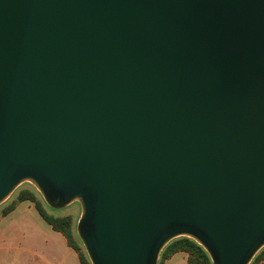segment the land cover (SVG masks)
<instances>
[{
  "label": "water",
  "instance_id": "95a60500",
  "mask_svg": "<svg viewBox=\"0 0 264 264\" xmlns=\"http://www.w3.org/2000/svg\"><path fill=\"white\" fill-rule=\"evenodd\" d=\"M79 200L94 264L264 247V0H0V204Z\"/></svg>",
  "mask_w": 264,
  "mask_h": 264
},
{
  "label": "crops",
  "instance_id": "0c3cea01",
  "mask_svg": "<svg viewBox=\"0 0 264 264\" xmlns=\"http://www.w3.org/2000/svg\"><path fill=\"white\" fill-rule=\"evenodd\" d=\"M0 264H81L66 239L47 224L34 206L23 202L0 219ZM165 264H190L180 252ZM264 264V263H263Z\"/></svg>",
  "mask_w": 264,
  "mask_h": 264
},
{
  "label": "trees",
  "instance_id": "16d2710c",
  "mask_svg": "<svg viewBox=\"0 0 264 264\" xmlns=\"http://www.w3.org/2000/svg\"><path fill=\"white\" fill-rule=\"evenodd\" d=\"M18 203L31 202L39 212L42 219L49 224L55 232L62 234L67 240L69 247L75 250L78 255L81 264H90L86 257L82 254L80 246L77 244L73 229H72V218L65 217L59 218L51 216L43 208L40 201L34 193L29 190L21 191L18 196ZM16 203L12 204L3 211V216L6 217L14 211ZM184 252L188 255V262L190 264H213L209 254L205 249L199 245L195 240L187 237L177 238L171 241L162 251L160 255L159 264H165V262L177 253ZM264 263V248L261 249L258 254L254 257L250 264H263Z\"/></svg>",
  "mask_w": 264,
  "mask_h": 264
},
{
  "label": "rangeland",
  "instance_id": "374dc122",
  "mask_svg": "<svg viewBox=\"0 0 264 264\" xmlns=\"http://www.w3.org/2000/svg\"><path fill=\"white\" fill-rule=\"evenodd\" d=\"M24 190H29L32 193H34L35 196L37 197L38 201H40L43 208L47 211V213L49 215L54 216V217H59V218H65V217H71L72 218V229H73L75 240H76L77 244L80 246L81 252L86 257L88 262L90 264H94V262H92V259L90 258V255H89V252L85 246V243L82 240L80 233H79V226H80L81 219L83 216V207H82V204L79 200L73 201L71 204H69L65 207H58L57 205H52L48 201H46V199L43 197V195L37 189V187L35 186L34 183H32L31 181H25L3 203L0 204V219L4 218L3 211L6 208H8L9 206H11L14 203H16V207L21 204V203H18L17 200H18V196H19L20 192L24 191ZM28 203L30 204V206H34L33 203H31V202H28ZM16 207H15V209H16ZM38 214H39V212H38ZM40 218H42V217L40 216ZM69 248H71V247H69ZM77 255H78V253H77ZM159 262H160V258L158 260V264H159Z\"/></svg>",
  "mask_w": 264,
  "mask_h": 264
}]
</instances>
